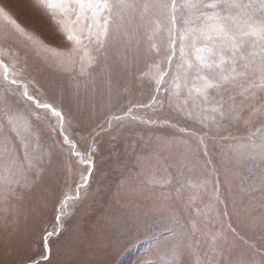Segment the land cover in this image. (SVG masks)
<instances>
[{"label":"rangeland","instance_id":"1","mask_svg":"<svg viewBox=\"0 0 264 264\" xmlns=\"http://www.w3.org/2000/svg\"><path fill=\"white\" fill-rule=\"evenodd\" d=\"M85 2L0 0V264H264V0Z\"/></svg>","mask_w":264,"mask_h":264},{"label":"snow or ice","instance_id":"2","mask_svg":"<svg viewBox=\"0 0 264 264\" xmlns=\"http://www.w3.org/2000/svg\"><path fill=\"white\" fill-rule=\"evenodd\" d=\"M38 8L50 13L51 18L63 29L67 40L75 47L71 49L74 55L82 44V36L86 22L95 24L100 5L85 0H36Z\"/></svg>","mask_w":264,"mask_h":264}]
</instances>
